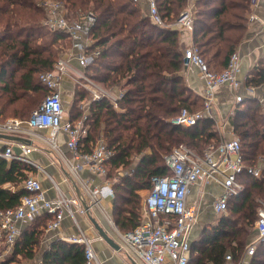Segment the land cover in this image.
Here are the masks:
<instances>
[{"label":"trees","instance_id":"16d2710c","mask_svg":"<svg viewBox=\"0 0 264 264\" xmlns=\"http://www.w3.org/2000/svg\"><path fill=\"white\" fill-rule=\"evenodd\" d=\"M59 1L70 18L89 12L96 15L90 49L98 55L85 73L107 89L124 90L118 103L121 111L106 99L92 104L85 121L88 134L80 149L91 154L103 139L115 153L107 165V178L112 179L121 168L128 171L113 184V215L120 231L131 232L143 218L140 193L153 189V177L172 175L166 156L183 145L203 154L223 140L213 117L206 116L191 128L171 122L183 109L194 113L198 107L204 108L203 98L181 74L186 49L178 29L155 24L140 0ZM187 2L158 0L160 14L172 23ZM194 9V43L210 69L221 72L246 34L251 8L244 0H196ZM46 14L35 0H0L1 120L28 121L49 93L39 76L54 69L64 50L60 43L69 39L46 26ZM247 86L264 87V59L248 76ZM75 95L71 122L83 117L82 104L78 107L77 103L87 94L77 88ZM227 119L240 138L245 165L261 166L264 115L259 100L243 99ZM35 172V167L23 161L0 156V212L20 206L21 198L28 194L24 182ZM238 180L244 188L228 200V216H220L217 224L205 225L191 239L189 264H224L229 254L235 262L244 258L256 234L252 235L251 228L258 219L259 200H264V166L260 177L243 170ZM52 218L45 212L24 225L10 255L5 257L0 251V264H86L83 245L55 239L45 248V228ZM2 241L0 230V244ZM248 257L250 264H264V242Z\"/></svg>","mask_w":264,"mask_h":264},{"label":"built area","instance_id":"2783aa9c","mask_svg":"<svg viewBox=\"0 0 264 264\" xmlns=\"http://www.w3.org/2000/svg\"><path fill=\"white\" fill-rule=\"evenodd\" d=\"M39 1V6L47 13L46 26L51 30L67 34L71 49L57 61L53 70L40 74V81L49 93L42 104L33 111L30 119L23 121L19 118H9L4 122L0 121V134L26 138L32 131H51L48 140L52 147L57 149V136L62 132L67 137L66 144L73 155L71 159L65 161L71 174L73 173L80 183L81 194L68 197L61 193L58 185L52 180L58 195L50 199L41 181L31 175L24 182L23 186L28 194L21 198L20 206L17 209L0 212V230L5 242L13 246L21 234L22 227L38 215L45 212L52 214L53 218L48 224L49 230L60 229L65 216H68L77 224L79 232L65 240L85 247L86 264H101L93 247V240L81 229L77 218L78 215L90 213V210L96 207L103 212L112 226L117 227L111 217L112 214L102 201V198L106 196L114 197L113 182L95 188L90 182L81 178L80 172L86 170L91 174L106 177L107 165L115 153L103 139L98 141L91 154L82 153L80 148L88 134V126L85 124L87 116L77 122L66 119L61 85L65 75L69 76L74 71L77 72V67L72 65L73 59L77 60L79 67L83 70L96 63L98 52H92L90 46L93 43L92 31L97 18L93 12H89L77 19H72L66 15L62 2ZM147 2L148 15L159 27H175L191 32L194 30L193 8L188 7L174 22L167 23L160 14L158 0H147ZM184 66L199 70L204 85V108L203 111L194 113L183 109L171 122L176 126L191 128L204 117H213L212 110L216 103V91L219 88L223 86H230L233 90L241 88L242 61L240 54L235 51L228 67L221 72H214L201 56L199 47L192 43L184 52ZM79 77L86 79L83 73H79ZM255 89H251L253 94ZM99 91L97 89V92L103 96L104 93ZM94 95L100 98L99 95ZM255 98L259 100L264 115V91ZM243 99L242 95H237L238 103ZM20 147L21 152L17 153L13 143H10L0 152V156L7 160L23 161L39 168L29 157L32 147L21 144ZM241 148L240 140L232 138L225 139L218 145L209 146L203 154L187 146H180L166 156V163L172 175L152 178L153 189L144 201L142 222L131 232L117 231L134 261L140 264H189L191 232L197 220L198 211L196 203L191 204L188 201L192 190L211 179L218 180L222 184L223 192L215 198L213 206L216 213L226 214L228 200L237 196L244 188L238 180V175L243 170L256 178L262 175L264 161L261 166H246ZM125 175L122 174V177ZM259 202L260 209L255 222L257 237L247 246L246 257L253 255L257 246L264 242V200ZM224 264H250V262L246 258L235 262L234 257L229 254Z\"/></svg>","mask_w":264,"mask_h":264},{"label":"crops","instance_id":"0c3cea01","mask_svg":"<svg viewBox=\"0 0 264 264\" xmlns=\"http://www.w3.org/2000/svg\"><path fill=\"white\" fill-rule=\"evenodd\" d=\"M140 1L145 9L148 10L147 0ZM193 1L196 2V0H188V6L185 9L188 7L194 9L195 3H193ZM248 18L249 20L247 23L246 34L236 49V51L240 54L242 61V71L240 74L242 86L238 90H233L230 86H223L216 91V103L213 106L212 114L213 118L215 119L217 129L221 134L222 140H229L233 138L232 136H234L233 128L227 118L239 104L236 100L237 95H242L244 99L249 97L255 98L260 96L264 91V87L256 88L255 94H253L251 90L252 87L247 86L248 76L251 74L257 64L264 59V0H256L253 3L251 6V13H249ZM178 31L181 43L185 47L184 49L188 48L192 43H194L193 31L191 32L186 29H178ZM64 51L65 55L66 53H69V43L64 47ZM72 65L81 69L76 59L72 60ZM82 73L89 81L81 77L76 78L75 76H72L73 74H70L69 76L65 75L63 77L61 85L64 103L70 96L73 106L77 100L75 95L76 90L77 88H82L84 91H86L87 95L84 101L77 103V106L79 107L82 104L81 106L84 107L85 111L84 115L87 116V118L91 114L92 104L105 99L108 100L116 110L121 111V109L118 107V103L122 98L124 90L117 88L107 89L101 83L87 76L85 69ZM181 74L185 78L188 86L203 98L204 85L199 70L195 67H184ZM97 89L100 90L99 92H103L104 95L101 96L97 92ZM94 94L99 95L100 98H97ZM69 118L70 117L66 116L67 120H69ZM50 135L51 131H32L26 137L32 141L31 145L25 143L9 142L0 138V150L5 149L6 145L10 143H13L15 152L17 153L21 152L20 144L31 146L33 150L29 157L39 166V168H36V172L31 175L37 177L41 181L47 196L50 199H54L58 195V190L56 189L53 181L58 185L61 193L68 197L78 196L81 194L80 183L78 182L77 177L74 176L73 173L71 174L70 169L65 161L73 157L66 144L67 137L62 132L59 133L57 136L58 148L54 149L48 140L50 139ZM77 163L81 164L82 161H77ZM119 171H122V168ZM80 176L84 181L90 182V184L95 188L105 186L108 182L112 183L111 180L99 175L91 174L86 170H81ZM145 192L147 191H142L140 193L141 196ZM222 192V184L216 179H211L206 183L204 182L201 186L195 187L192 190L188 201L191 204L196 203L198 211L197 220L191 232V239L196 238L205 225L217 224L218 218L220 216H226L225 214L216 213L213 206L215 198H217ZM102 201L103 205H105L108 211H110L112 214L111 217L115 223L113 215L115 195L114 197L106 196L102 198ZM91 217L97 220L107 233H110V237L111 235L114 236L116 234H113L114 230H111L113 228L111 227V223L107 220L100 209L95 207L92 208L88 214L78 215L77 219L81 229L85 231L93 240V247L99 257L101 264H140L138 261L136 262L133 260L126 246V249L123 251L121 250L122 247H120L116 242L115 243L120 247L119 249L110 246L105 240H103L100 237L97 229L93 226ZM78 232L79 228L73 219L65 216L60 229L49 230L48 225L45 228L47 237L45 241V248L52 240H65L67 237L76 235ZM256 237L257 232L253 240H255Z\"/></svg>","mask_w":264,"mask_h":264},{"label":"rangeland","instance_id":"374dc122","mask_svg":"<svg viewBox=\"0 0 264 264\" xmlns=\"http://www.w3.org/2000/svg\"><path fill=\"white\" fill-rule=\"evenodd\" d=\"M54 1H59V0H54ZM256 0H244V2H245V4H247V5H249V7L251 8V6L253 5V3L255 2ZM59 2H61V1H59ZM39 3H40V1L39 0H35V4H36V6L38 7V8H40V9H42V10H44L43 8H41L40 6H39ZM188 3L189 2H187V6H188ZM191 3V2H190ZM193 3H195L194 4V7L196 6V2H194L193 1ZM251 5V6H250ZM186 6V7H187ZM188 9V8H187ZM45 11V10H44ZM46 12V11H45ZM240 12V14H242L243 13V11H239ZM249 13H251V10L248 12V14H247V16L249 15ZM195 14H196V12H195V9L193 10V16H195ZM47 15V14H46ZM66 15H67V13H66ZM80 17V16H79ZM73 18V17H72ZM73 19H76V18H73ZM67 42H63V43H60V45L62 46V48L63 47H65V46H67V45H65ZM68 43H69V41H68ZM71 49V48H70ZM65 51L63 50V51H61V56H60V58H62L65 54ZM59 58V59H60ZM77 69V72H75L74 71V73H73V75L72 76H75L76 78L77 77H79V72H83V70H81V69H79V68H76ZM86 71V70H85ZM76 73V74H75ZM88 76V75H87ZM73 78V77H72ZM41 97V96H40ZM45 98H43L42 99V102H43V100H44ZM68 100L67 101H65V103H64V107H65V117L66 116H68V117H70V114H71V109H72V101H71V99H70V96L67 98ZM82 107V109H83V111H84V107L83 106H81ZM197 110L198 111H203V109H201V107H198L197 108ZM84 113H85V111H84ZM85 117V115L83 114V117L81 118V120L83 119ZM0 121L1 122H4L5 120H1L0 119ZM79 121V120H78ZM233 138H238L239 140H240V138L237 136V135H234V136H232ZM184 146V145H183ZM128 171L127 170H123L122 169V171H119L118 173L117 172H114L111 176H112V179H110V178H107V176H108V174H109V176H110V173L108 172V174H107V176L105 177L106 179H109V180H111L112 182H113V184L114 183H116L121 177H122V174H126ZM114 175V176H113ZM114 190V189H113ZM149 193H150V191H147V192H145L143 195H142V210H143V207H144V201H145V199H146V197L149 195ZM260 201V200H259ZM200 205V204H199ZM260 209V208H259ZM228 214H229V211H227V213L225 214L226 216H228ZM28 223H30V222H28ZM28 223H26V225L28 224ZM111 227H113L111 230H114L113 231V234L115 233L116 235H111V238L113 239V240H115V242L117 243V244H119V246L120 247H122V249L121 250H125L126 249V247H125V245H124V243L122 242V239H121V237L118 235V232L117 231H119V232H121V233H124V232H122V231H120V229L118 228V227H114V226H111ZM23 228V227H22ZM251 232H253L252 233V235H254L255 233H256V227H255V224H254V226L251 228ZM109 233V232H108ZM109 235H110V233H109ZM256 235V234H255ZM45 236H46V233H45ZM254 237L255 236H253V238L251 239V242L252 241H254L253 239H254ZM47 238V237H46ZM46 241V240H45ZM250 242V243H251ZM249 243V244H250ZM263 243V242H262ZM261 243V244H262ZM44 244H45V242H44ZM248 244V245H249ZM247 245V246H248ZM247 248V247H246ZM11 249H12V246H10L7 242H5V240L4 241H2V244H0V251H2L3 252V256H8V255H10V252H11ZM244 258H246L249 262H250V259L248 258V257H246V255L244 256Z\"/></svg>","mask_w":264,"mask_h":264},{"label":"water","instance_id":"95a60500","mask_svg":"<svg viewBox=\"0 0 264 264\" xmlns=\"http://www.w3.org/2000/svg\"><path fill=\"white\" fill-rule=\"evenodd\" d=\"M0 138L9 142H17V143H25V144H32V141L15 135H8V134H0ZM91 221L95 228L97 229L100 237L105 240L110 246L119 249L120 247L115 243V241L109 236V234L106 232V230L99 224L97 220L91 217Z\"/></svg>","mask_w":264,"mask_h":264}]
</instances>
